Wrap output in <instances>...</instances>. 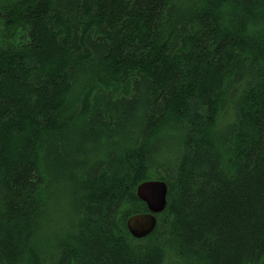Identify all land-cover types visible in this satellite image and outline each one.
Instances as JSON below:
<instances>
[{
	"label": "trees",
	"instance_id": "16d2710c",
	"mask_svg": "<svg viewBox=\"0 0 264 264\" xmlns=\"http://www.w3.org/2000/svg\"><path fill=\"white\" fill-rule=\"evenodd\" d=\"M0 264H264V0H0Z\"/></svg>",
	"mask_w": 264,
	"mask_h": 264
},
{
	"label": "water",
	"instance_id": "95a60500",
	"mask_svg": "<svg viewBox=\"0 0 264 264\" xmlns=\"http://www.w3.org/2000/svg\"><path fill=\"white\" fill-rule=\"evenodd\" d=\"M136 196L146 204L147 211L131 214L126 219V226L134 238H142L156 226V214L166 205L167 183L163 179H147L139 182L135 189Z\"/></svg>",
	"mask_w": 264,
	"mask_h": 264
},
{
	"label": "rangeland",
	"instance_id": "374dc122",
	"mask_svg": "<svg viewBox=\"0 0 264 264\" xmlns=\"http://www.w3.org/2000/svg\"><path fill=\"white\" fill-rule=\"evenodd\" d=\"M232 118V109H231V106L230 105H227L221 115H220V118H219V122H218V125L221 126L223 125L225 122L231 120Z\"/></svg>",
	"mask_w": 264,
	"mask_h": 264
}]
</instances>
